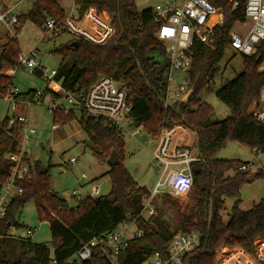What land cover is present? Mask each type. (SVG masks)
I'll return each instance as SVG.
<instances>
[{
    "label": "trees",
    "instance_id": "16d2710c",
    "mask_svg": "<svg viewBox=\"0 0 264 264\" xmlns=\"http://www.w3.org/2000/svg\"><path fill=\"white\" fill-rule=\"evenodd\" d=\"M68 1L78 9L81 18L91 8L98 13L107 12L115 33L103 45L72 38L57 52L62 60L55 80L67 92L81 97L100 77H111L128 89L132 116L138 125H144L149 136L158 138L163 129L176 125L191 130L196 135L194 148L200 158L191 165L194 184L188 197L193 205L184 212L171 194L165 195L156 216L145 217L142 214L144 203L152 198V194L138 185L123 164L124 137L115 128L84 113L57 111L54 122L61 126L79 119L86 134L85 143L99 162L109 163L111 155H116L120 164L111 167L105 175L111 181V192L105 197H87L72 208L54 192L50 169L43 171L42 164L30 161L31 179L19 184L23 195L11 202L6 216L0 221V264H111L98 247L88 261H79L75 256L84 245L94 239H105L129 223H135L143 235L131 240L122 251L120 264H144L156 254L167 259L169 245L178 232L204 238L203 243L184 258V264H215L217 253L226 247L240 248L255 255L256 243L264 241V199L249 211L240 210L241 189L252 172L239 170L244 162L217 159L229 141L242 143L251 151L264 154L263 127L252 114L264 87V71L261 70L264 42L251 56L238 54L230 48L231 31L238 22L245 21L246 0H240L235 10L230 0H210L224 14L223 26L212 32L211 45L196 41L188 50L192 67L186 74L193 94L188 102L168 107L165 101L170 64L166 46L156 37L158 25L154 21V10L138 11L136 0ZM66 15L59 0H37L28 17L44 27L48 18L63 19ZM92 15L93 12L87 20ZM26 18L24 15L19 17L20 27L16 31ZM228 51L241 56L243 72L215 92L231 110V116L209 124L214 109L203 102L201 96L211 92L220 62ZM20 53L18 41L11 38L3 47L0 69L5 66L15 70ZM34 74L41 78L39 72ZM12 79L7 75L0 76V98L13 88ZM36 94L37 91L30 90L16 99L32 100ZM44 94L57 96L49 89ZM21 146V128H9L7 117L0 128V181L6 180L11 173L6 156L17 153ZM258 172L257 179L264 178V170ZM227 198L236 199V203L229 222L225 223L222 213ZM30 203L35 204L40 221L49 224V245L9 235L13 227L25 228L17 221V214ZM165 206L175 209L173 223L164 218Z\"/></svg>",
    "mask_w": 264,
    "mask_h": 264
},
{
    "label": "built area",
    "instance_id": "2783aa9c",
    "mask_svg": "<svg viewBox=\"0 0 264 264\" xmlns=\"http://www.w3.org/2000/svg\"><path fill=\"white\" fill-rule=\"evenodd\" d=\"M161 1L165 5L162 9L154 11V21L158 25L156 37L166 46V57L170 64L169 87L165 101V106L168 107L182 102L189 91V82L173 89L172 72L187 73L191 69L192 59L188 55V50L196 41L211 45V34L214 29L223 26L225 17L223 12L215 7L210 0ZM239 1L230 0L233 10L239 6ZM15 7L0 9V23L10 33H15L20 27V15ZM87 18L86 20L85 17L81 18L76 7H73L63 19L48 18L44 24L46 37L55 39L64 33H69L73 38L85 39L95 45L106 44L115 33L112 21L102 23L97 12H93L92 18L90 17L89 20ZM238 23H242L246 30L243 32L231 31L230 48L238 54L254 55L258 47L264 42V0H246L245 21ZM39 53V50L28 55L20 53L15 71L22 67L31 73L39 72L47 84V89L57 96L45 95L44 92L37 91L34 99L20 101L16 97L21 93L17 88H12L4 97L11 104L12 111L8 116V127L19 126L21 128L22 146L17 153H10L6 156L11 165V173L6 180L0 181V221L6 216L11 202L23 195V188L19 184L31 179L30 161L32 162V157L26 150L27 143L31 137L38 139L42 136L41 133L29 127L28 117L18 112L20 105H26L28 108L33 105H46L53 114L57 111L64 114L75 112L79 115L84 113L91 119L102 121L115 128L122 137L128 134L137 136L144 131V125H138L132 116L129 91L123 84L111 77L102 76L84 95L78 97L67 92L55 80L57 69L49 70L46 68L39 60ZM56 85H58L57 91L54 89ZM252 114L254 120L263 127L264 131V87L261 91L260 100L254 105ZM59 127V124L54 123L52 130L56 131ZM184 134L187 133L184 132L182 125L163 129L160 133L159 143L153 151V156L156 161L164 165V173L152 197L163 193H169L174 197H183L192 190L194 179L191 165L199 161L200 158L191 142L184 139ZM76 162V159H71L65 165H75ZM175 166H182V168L180 170L171 168ZM256 166V161L246 162L240 165L239 170L252 172L257 168ZM86 178L87 176L84 174L82 180ZM99 194L100 189L93 190V196ZM73 198L77 204L85 199L80 195V191H74ZM145 212H147V217L156 216V209L150 205L149 201L144 203L142 214L144 215ZM132 225L135 223L123 225L105 239H94L89 244L84 245L75 258L79 261H88L92 258L93 250L98 247L111 264H120L119 257L122 251L131 240L143 235V232L138 228L132 230ZM9 235L18 239L33 240L34 232L13 227ZM261 244L260 256L251 255L244 250L230 251L221 257L216 264H264V241L257 242L256 248ZM199 246V235L178 232L169 245L167 259L156 254L144 264H184V258L193 253Z\"/></svg>",
    "mask_w": 264,
    "mask_h": 264
},
{
    "label": "rangeland",
    "instance_id": "374dc122",
    "mask_svg": "<svg viewBox=\"0 0 264 264\" xmlns=\"http://www.w3.org/2000/svg\"><path fill=\"white\" fill-rule=\"evenodd\" d=\"M21 2V3H20ZM37 0H0V9L13 8L16 6V11L19 15L26 16L21 28L15 33H10L6 27L0 23V49H2L11 38H16L20 45L21 54L28 55L36 50H39V60L49 70L57 69L62 58L57 53L59 49L66 46L72 39L71 34L64 33L63 35L49 39L46 37L42 23L28 17L31 9ZM59 4L65 9L66 13H70L74 7L68 0H59ZM137 10L143 11L152 9L154 11L160 10L165 3L161 0H136ZM93 10V11H92ZM91 12H97L96 9H89L85 14V20ZM98 13V12H97ZM102 23L110 21L111 18L107 12L98 13ZM4 30H6L4 32ZM234 31L243 32L246 27L242 23H237L233 29ZM264 71V64L261 66ZM243 72L242 58L240 55H234L228 51L220 62L218 73L215 77V84L211 92H204L201 96L203 102L209 104L214 113L210 116L208 123L213 124L226 120L231 116V110L224 105L216 96L215 92L228 82L235 79ZM171 78L173 89L188 82V75L183 72L173 71ZM13 80V88H17L19 93L24 94L30 90L42 91L47 89V84L42 78L22 67L15 71ZM11 90V89H9ZM6 96V95H5ZM4 96V97H5ZM3 98H0V128L5 119L11 114V104ZM18 112L22 115L29 116V127L41 133L37 145L27 143L26 150L31 154L32 160L37 161L42 150H46V162L42 164L43 171L50 169L52 188L63 200L67 202L70 207L77 205L73 198L74 191H82V196L86 197L91 193L93 187L100 188L98 196L93 198L108 196L111 192V181L108 176H105L109 169V163H101L85 143V133L79 123H73L65 126L64 132H58V140H54L52 134V126L54 125V114L48 110L46 105H33L28 108L26 105H20ZM71 123V122H70ZM184 127V139L191 142L194 147L196 142V135ZM182 134V132H179ZM192 136L195 140L190 137ZM52 143V145H51ZM159 143L158 138L149 136L145 131L137 136L130 134L124 136V150L125 157L123 164L129 171L138 185L153 194L154 188L161 179L164 173V165L156 161L153 156V151L157 148ZM53 148V153L51 152ZM71 159H76L75 165H65ZM217 159L226 161H240V162H255L257 168L252 171L258 172L259 169L264 170V154H257L245 147L242 143L229 141L226 146L218 153ZM175 170H180L182 166L171 167ZM251 173V174H252ZM86 174L87 179L82 180V176ZM84 186L83 188L80 187ZM169 193L158 194L147 200L150 205L156 209L162 207L164 204V197ZM189 195L183 197H174L173 200L181 205L184 212H188L192 207L193 202L189 199ZM167 197V198H168ZM264 199V178H258L252 183H246L241 189V203L239 208L242 211H249L253 206ZM236 203V199L227 198L225 204V211L222 213L223 220L228 223L231 216L232 208ZM164 218L173 223L175 218V209L171 206H165ZM147 217V212L144 213ZM17 221L25 226L23 230H35L33 235V242L40 244H50L51 234L49 224L45 221H40L37 209L34 203L28 204L17 214ZM262 244L257 246L254 256L261 255ZM230 251H243L240 248H222L218 252L215 264L224 255Z\"/></svg>",
    "mask_w": 264,
    "mask_h": 264
},
{
    "label": "crops",
    "instance_id": "0c3cea01",
    "mask_svg": "<svg viewBox=\"0 0 264 264\" xmlns=\"http://www.w3.org/2000/svg\"><path fill=\"white\" fill-rule=\"evenodd\" d=\"M20 16H22V15H20ZM6 30H4V32H5ZM6 33V32H5ZM73 38V37H72ZM2 52H3V48L2 49H0V57H1V55H2ZM1 75H7V76H9V77H12V78H14V76H15V70H11L10 68H7V67H5V66H3V69H0V76ZM54 89L57 91L58 90V85H56V86H54ZM22 115V114H21ZM25 116H27L28 117V119H29V116L28 115H25ZM29 123H30V121H29ZM73 123H79V119H76V120H74V121H72L71 123H68V124H66V125H63V126H61L60 125V127H59V129L58 130H56V131H53L52 130V134H54V140H58V137H60V136H58V132H64V127L65 126H67V125H69V124H73ZM80 124V123H79ZM188 130V129H187ZM85 136H86V134H85ZM190 137H192V139L194 140V138H193V136H192V133H191V135H190ZM87 139V138H86ZM85 139V140H86ZM38 142H39V139H37L36 137H31V139H30V143H32V144H35V145H37L38 144ZM193 141H191V144H193L192 143ZM194 142H195V140H194ZM51 145H52V143H51ZM196 149V148H195ZM45 152L46 154H47V152H46V150H42V152ZM196 151H197V149H196ZM41 152V153H42ZM50 153H53V148H51V152ZM198 153V152H197ZM31 155V154H30ZM41 155V154H40ZM39 155V156H40ZM32 157V156H31ZM39 158V157H38ZM38 160V159H37ZM110 166V165H109ZM110 168H111V166H110ZM110 170V169H109ZM109 172V171H108ZM107 172V173H108ZM106 173V174H107ZM106 174H104V175H106ZM87 179V178H86ZM85 180V179H84ZM158 184V183H157ZM157 186V185H156ZM156 186H155V188H156ZM80 187L81 188H83L84 186H81L80 185ZM155 188H154V190H155ZM94 189H100L99 187H93L92 188V190H91V193L89 194V195H87L86 197H83L82 196V191L80 190V195L83 197V198H87V197H92L93 196V190ZM137 228V226L136 225H132V227H131V229L132 230H134V229H136Z\"/></svg>",
    "mask_w": 264,
    "mask_h": 264
},
{
    "label": "water",
    "instance_id": "95a60500",
    "mask_svg": "<svg viewBox=\"0 0 264 264\" xmlns=\"http://www.w3.org/2000/svg\"><path fill=\"white\" fill-rule=\"evenodd\" d=\"M192 94H193V89H190L186 93V95L184 96L182 102L183 103L188 102V100H189V98L191 97ZM37 162L40 163V164H44L46 162V153L44 151L39 156ZM119 164H120V161L117 159L116 155L115 154H112L111 157H110V159H109V165L111 167H115V166H118ZM258 176H259V172H254V173L250 174L247 177V182L248 183L254 182L257 179ZM203 240H204V238L203 237H200V245L203 243Z\"/></svg>",
    "mask_w": 264,
    "mask_h": 264
}]
</instances>
